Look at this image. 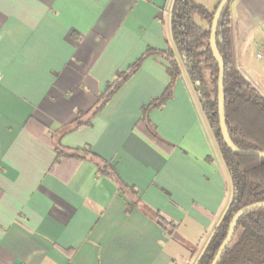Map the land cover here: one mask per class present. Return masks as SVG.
I'll use <instances>...</instances> for the list:
<instances>
[{
	"label": "crops",
	"instance_id": "0c3cea01",
	"mask_svg": "<svg viewBox=\"0 0 264 264\" xmlns=\"http://www.w3.org/2000/svg\"><path fill=\"white\" fill-rule=\"evenodd\" d=\"M172 1L0 0V264L196 263L232 183L184 70L149 113L170 149L137 127L141 107L169 82L159 55L94 111L106 83L147 48L174 50ZM229 11L234 64L264 97V0H230ZM58 143L89 147L109 174L87 157L56 161Z\"/></svg>",
	"mask_w": 264,
	"mask_h": 264
},
{
	"label": "trees",
	"instance_id": "16d2710c",
	"mask_svg": "<svg viewBox=\"0 0 264 264\" xmlns=\"http://www.w3.org/2000/svg\"><path fill=\"white\" fill-rule=\"evenodd\" d=\"M218 2L219 0L209 9L195 0H173L170 27L174 50L147 48L132 65L117 71L115 77L106 83L94 107V111L99 110L136 71L146 56L159 55L166 62L165 70L169 82L159 96L150 99L141 107L137 127L156 144L170 149L172 145L158 134L155 125L150 121L149 113L172 97L176 79L181 76L183 70L188 76L232 183L229 205L195 264H210L236 210L264 200V158L234 153L225 144L220 131L217 111L218 65L209 44L211 21ZM229 4L230 0L224 6L216 27V46L224 65L223 101L226 128L230 139L238 148L264 151V97L234 65L230 42ZM197 18L204 24L198 22ZM88 122L87 120L86 123L62 126L59 136ZM64 156L77 160L90 158L97 162L98 173L109 174L108 170L112 168L108 161L92 153L87 146L70 149L58 143L56 161ZM113 179L119 182L122 189L137 193L118 177L114 176ZM133 204L134 202H129L128 206ZM151 215L164 234L193 251V247L178 235L176 225L172 221L165 219L158 211H152ZM217 264H264V206L251 209L238 218L231 240Z\"/></svg>",
	"mask_w": 264,
	"mask_h": 264
},
{
	"label": "water",
	"instance_id": "95a60500",
	"mask_svg": "<svg viewBox=\"0 0 264 264\" xmlns=\"http://www.w3.org/2000/svg\"><path fill=\"white\" fill-rule=\"evenodd\" d=\"M228 0H219L218 5L214 11L213 18L211 21V26H210V34H209V44H210V49L212 51V54L217 62L218 65V77H217V111H218V118H219V126H220V131L222 138L227 145V147L233 151L234 153L238 155H244V156H255V157H262L264 158V151L260 150H248V149H241L238 148L230 139L228 135V131L226 128V123H225V117H224V96H223V76H224V65L222 58L218 52L217 46H216V27H217V22L220 17V14L226 5ZM264 206V200L262 201H256L253 203H250L248 205H245L238 210H236L228 224V229L226 232L225 237L219 244L215 255L213 256L210 264H217L218 260L220 259V256L226 247V245L229 243L231 240V237L234 233L236 221L238 218L244 214L245 212L257 208V207H262Z\"/></svg>",
	"mask_w": 264,
	"mask_h": 264
},
{
	"label": "rangeland",
	"instance_id": "374dc122",
	"mask_svg": "<svg viewBox=\"0 0 264 264\" xmlns=\"http://www.w3.org/2000/svg\"><path fill=\"white\" fill-rule=\"evenodd\" d=\"M196 2H199V3H201V4H204L207 8H209V9H211L212 8V5H211V2L209 1V0H195ZM198 20V22H200L202 25L204 24V22L203 21H201V20H199V18H197ZM204 26H206V24L204 25ZM235 65V64H234ZM181 75H183V71H182V74ZM181 79V78H180Z\"/></svg>",
	"mask_w": 264,
	"mask_h": 264
},
{
	"label": "built area",
	"instance_id": "2783aa9c",
	"mask_svg": "<svg viewBox=\"0 0 264 264\" xmlns=\"http://www.w3.org/2000/svg\"><path fill=\"white\" fill-rule=\"evenodd\" d=\"M264 55V45L257 51L256 56L262 57Z\"/></svg>",
	"mask_w": 264,
	"mask_h": 264
}]
</instances>
